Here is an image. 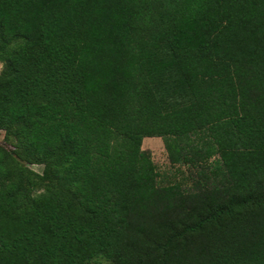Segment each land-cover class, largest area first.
I'll return each instance as SVG.
<instances>
[{"label":"trees","instance_id":"1","mask_svg":"<svg viewBox=\"0 0 264 264\" xmlns=\"http://www.w3.org/2000/svg\"><path fill=\"white\" fill-rule=\"evenodd\" d=\"M0 61V264H264V0H0Z\"/></svg>","mask_w":264,"mask_h":264},{"label":"rangeland","instance_id":"2","mask_svg":"<svg viewBox=\"0 0 264 264\" xmlns=\"http://www.w3.org/2000/svg\"><path fill=\"white\" fill-rule=\"evenodd\" d=\"M5 65L3 62L0 61V75L4 72ZM147 140H142V149L148 150L151 153V159L155 165V168L159 174L158 182H160L161 178L171 175L175 172L176 167L185 171L187 174L191 169L188 168L187 164H180V165H171L167 152L164 148L163 140L161 137L158 136H147ZM0 143L6 147L7 149H14V145L16 143L15 138L12 135H7L5 137V131L0 129ZM32 169L41 173L43 169V165L41 164H32L30 165ZM177 178L181 175L177 174ZM191 180H189V185Z\"/></svg>","mask_w":264,"mask_h":264},{"label":"crops","instance_id":"3","mask_svg":"<svg viewBox=\"0 0 264 264\" xmlns=\"http://www.w3.org/2000/svg\"><path fill=\"white\" fill-rule=\"evenodd\" d=\"M147 139H148V137H147V136L143 138V140H147Z\"/></svg>","mask_w":264,"mask_h":264}]
</instances>
